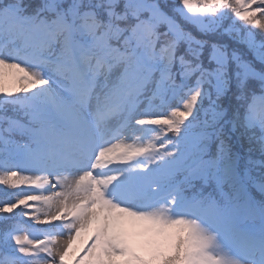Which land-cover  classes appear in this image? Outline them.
<instances>
[{
  "label": "snow or ice",
  "instance_id": "6c2138e0",
  "mask_svg": "<svg viewBox=\"0 0 264 264\" xmlns=\"http://www.w3.org/2000/svg\"><path fill=\"white\" fill-rule=\"evenodd\" d=\"M0 264H264V0H0Z\"/></svg>",
  "mask_w": 264,
  "mask_h": 264
}]
</instances>
